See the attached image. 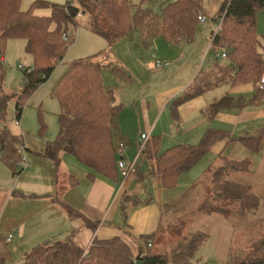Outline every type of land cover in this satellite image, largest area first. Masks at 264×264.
Listing matches in <instances>:
<instances>
[{
	"label": "trees",
	"instance_id": "obj_1",
	"mask_svg": "<svg viewBox=\"0 0 264 264\" xmlns=\"http://www.w3.org/2000/svg\"><path fill=\"white\" fill-rule=\"evenodd\" d=\"M147 1L151 0H141ZM21 3L22 0H0V79H4L7 72L3 53L11 39L26 40V51L33 57V69L23 70L24 84L19 93L0 94V121H6V106L10 98L15 99V112L20 120L27 99L62 62L72 43L74 30L81 23L80 17L85 18L87 28L103 37L107 47L102 52L71 62L54 85L52 95L60 107L57 114L59 129L54 139L46 142V149L40 155L53 163L56 178L60 171L61 153H67L91 170L89 177L97 174L117 181L121 174L117 169L119 156L114 147L113 130L120 105L115 102L113 89L106 86L102 79V67L109 65L99 62L97 57L133 32L144 46L150 44L154 37L169 43L192 41L200 22L199 15L207 16L203 0L167 2L161 6L160 13L141 5L135 6L130 0H69L66 4L35 0L27 10L22 9ZM40 8H49L50 14H36L35 10ZM259 10H264V0L221 2L216 15L222 20L218 32L214 36L213 32L211 34L209 50L215 54L224 51L225 61L220 62L214 54L215 59L209 67L199 72L187 92L174 97L171 105L176 106L195 95L221 88L225 89L222 94L213 96L206 107L209 117L222 110L242 109L259 102L263 91L256 87L250 96L229 92L236 85L250 83L256 86L264 74V37L256 29ZM67 33L70 35L64 39L63 35ZM112 70L120 72L118 67H112ZM233 140L228 133L209 128L199 143L175 144L162 152L158 150L159 140L156 137L147 139L141 154L145 153L151 162L149 173L160 175L162 186L171 189L177 186L179 176L210 152L215 143ZM237 140L254 152L264 150V127L256 134L244 135ZM24 145L23 134L0 125V163L9 165L14 175L25 170L21 152ZM217 158L219 165L211 169L210 196L199 210L207 213L229 212L230 215L237 212L244 218L252 210L264 212V191L257 195L249 183H240L236 177L228 178L232 172H248L251 165L249 159L236 160L221 155ZM77 183L78 179L70 175V186ZM135 198L122 194L120 207L124 209L125 203ZM52 200L65 210L69 219L83 220L91 230L97 227L98 221L85 217L65 203L58 193L53 195ZM213 200L223 204L206 206ZM155 237L154 234L133 237L138 245V252L134 255L120 237L93 239L88 246H84L74 241L73 234H68L65 238L36 245L25 253L21 264H169L167 254L151 250L150 241ZM195 241L193 238L188 243L186 252L189 256L198 248ZM5 262L0 259V264ZM228 264H264V234L251 241L246 252L232 255Z\"/></svg>",
	"mask_w": 264,
	"mask_h": 264
},
{
	"label": "rangeland",
	"instance_id": "obj_2",
	"mask_svg": "<svg viewBox=\"0 0 264 264\" xmlns=\"http://www.w3.org/2000/svg\"><path fill=\"white\" fill-rule=\"evenodd\" d=\"M33 1L35 0H22V9L27 10ZM46 1L66 4L69 0ZM130 1L135 6L141 5L142 7H147L154 13H160L163 4L174 0H151L147 2H141V0ZM222 1L223 0H203V8L205 12H207L206 20L197 24L192 41L174 44L163 41L159 37H154L151 39L150 44L144 46L138 40L136 33L133 32L125 40L119 42L114 49H112L111 53L106 50L104 54L97 57L99 62L109 65L102 67V79L104 84L111 87L115 92L117 102L120 105L122 104L121 102H123V106L121 105L122 107H120L115 118L116 120L118 118V121L120 120L121 124L125 125L127 129L135 130L136 128V121L127 109L130 104L126 103V100L133 95L135 96V94H125V92H127L125 91L127 86L122 77H129L130 75L133 81V87H135L138 85L140 72H142L141 69H144L147 65L146 71L148 72L155 58L165 61L164 58L167 57L172 61L173 59L171 58L184 51V49L191 58L200 56L198 70L199 72L204 71L215 59V53L209 50L210 37L212 32L216 29L214 19H217L216 14ZM35 13L39 15H49L50 9H36ZM80 19L81 23L74 30L72 43L67 48L62 62L55 67L53 73L46 82L37 88L27 99L20 120L17 119L15 112V99L10 98L7 103L6 121L1 120L0 125H6L13 132L24 135L26 146L24 153L25 170L22 174L14 175L9 166L4 163L0 164V185L2 191H6L7 188L12 187H16V190L24 188L27 192H34V190L42 191L49 181L52 183L54 180V169L51 161L43 155H40V153L43 154L46 149V142L53 140L59 129L57 114L60 111V107L57 99L52 95V89L71 62L102 52L107 47L103 37L87 28L85 25V18L80 17ZM256 27L257 33L264 37V10H259L257 12ZM26 43V40L21 38L11 39L6 43L3 55L5 57L7 72L4 79H0V94L6 93L11 95L19 93L22 90L24 74L20 66L24 68L33 66V57L27 53ZM218 60L220 62L225 61L224 58H219ZM138 63L143 64V67H140V70L135 69L133 73L129 74L125 66H137ZM179 64L180 63L173 65L169 69L167 68L168 70L164 69V72H152L149 74L150 78L158 81L164 88H172L176 86L185 75H177V72H175ZM181 64L184 65V61ZM112 67H118L120 72H113ZM134 92L133 90V93ZM245 95L249 96L247 94ZM126 105L128 106L124 109ZM17 121L20 123L17 124ZM172 121V118L165 113L162 118L165 131H170L171 133L174 130L173 127L171 128ZM165 142H167V139H165ZM165 142L163 148L167 146ZM234 143L229 145L224 155L230 159L236 160L248 158L251 165L248 172L240 174L232 172L229 174L228 178L233 179V177H236L240 183H249L252 186V191L260 195L264 191V150L261 149L258 152H254L239 142ZM66 157L72 159L71 161H73L75 165H78V167H82L79 166L81 164H76L78 161L72 155L67 154ZM202 161L203 159L201 162ZM201 162H199V164ZM66 168L68 172L72 171L70 165ZM74 170L78 172L79 169ZM74 174L79 178L77 173ZM211 177L212 172L208 166L197 181L189 182V185L192 184V182L196 183L189 188L187 193L184 194L180 188L176 194L180 197L164 204L161 225L159 231L156 233L155 243L151 247V250L153 252L167 254L169 256V264H228L232 255L246 252L249 249L251 241L256 240L264 234V212L262 210H252L253 212L249 213L246 218L240 216L237 212L230 215L229 212L207 213L204 210H199L200 205L205 204L207 196H210ZM80 187L82 188L83 184ZM62 192H64V190H62L61 193ZM210 204L215 207L216 205L223 204V202L213 200L209 204H206V206ZM227 206L228 205H226V207ZM53 209V219L54 217H62V219H65L64 213L59 212V210L56 212V208ZM66 220L69 224V228L75 226L69 223L68 219ZM17 225L12 212L5 216L0 225V234L3 235L4 238L11 236L14 241L10 244L0 245V258H5L8 264H18L19 261L22 263L26 252L30 251L38 244L45 243L44 241H37L33 243L35 245L32 247L29 245L24 249L23 247L16 249L19 245V241H17L13 229L16 228ZM88 233L89 232L79 233L77 235V238H80L79 242L85 243ZM67 235L68 233L66 234L63 232L56 238L51 237V240L53 238L62 239ZM193 238L196 239L194 243L198 248L189 256L186 249L190 245L188 243ZM4 242L6 241L4 240ZM26 242H28V240ZM179 251L181 254H177ZM185 253H187V255ZM21 254L22 257H20Z\"/></svg>",
	"mask_w": 264,
	"mask_h": 264
},
{
	"label": "crops",
	"instance_id": "obj_3",
	"mask_svg": "<svg viewBox=\"0 0 264 264\" xmlns=\"http://www.w3.org/2000/svg\"><path fill=\"white\" fill-rule=\"evenodd\" d=\"M129 36L130 35L124 36L116 41L108 50L109 53L112 52V49H114L119 42H122ZM174 44H182V42ZM3 59L5 60L4 56ZM164 59L168 64L163 67H155V60H157V58H155L148 72L146 71L147 65L144 69H141L142 72L139 71L140 81L138 80V85L135 87H133L134 85L130 75L129 77L127 76L128 78L122 77L127 86L125 89L127 92H125V94H135V96L133 95L126 100V103L130 105L128 108V105H126L124 109L127 108L130 114H132V117L136 121V128L135 130L127 129L117 118L116 127L113 130V142L115 151L120 141L126 144L125 154L127 159H136L137 172L135 174L125 178L119 175L117 181H111L97 174L91 178L88 176V173L91 171L89 168L77 162L76 164H81L79 166H82L78 167V165H75L73 161H71L72 159L66 157L67 153H61V166L58 177L56 178L54 175V180L52 183L49 181V185L47 184L44 190L27 192L24 188L16 190V187H12L7 188L6 191H2L0 185V225L5 216L12 212L18 224L16 228L13 229L17 241H19V245L16 249L20 247L24 249L29 245L32 247L35 245L33 243L37 241L46 242L51 240V237L56 238L58 235L65 232L66 234H73L74 241L84 246H88L93 239L103 240L112 237H120L129 245L135 255L138 252V245L133 237L151 234L156 235L161 225L164 204L179 198L180 196L176 194L180 188L184 194L187 193L189 188L196 183L192 182V184L189 185V182L197 181L208 166L212 169L219 165L220 160L217 158L218 155L227 157L224 155V152L230 144L239 142L237 139L244 135L256 134L264 127V102L261 100L242 109L231 108L222 110L213 117H209L206 107L213 96L222 94V91L225 90L222 88L195 95L176 106L171 105V100L176 96L184 95L195 80L199 73L198 65L200 56L191 58L184 49L181 53L173 56L171 58L173 59L172 61L167 57ZM183 61L184 65L181 64ZM178 63L180 64L175 72H177V75H185L176 86L164 88L158 81L150 78V73L164 72V69L168 70ZM137 66L128 65V67H125L130 74L133 73L135 69L140 70L143 64L138 63ZM207 67H209V65ZM255 87H257V84L253 86L250 83H246L232 87L229 92L234 95L247 94L250 96ZM133 90L135 91L134 93ZM115 102L119 104L116 95ZM121 103L123 106V102ZM121 105L120 107H122ZM165 113L173 120L171 128L173 127L174 130L171 133L170 131H165L164 123L162 122ZM209 128L224 131L235 140L228 143L225 141L215 143L210 150L211 153H206L191 169L183 172L179 176L175 188H164L162 186L161 176L149 173L151 162L145 153L140 154L138 157L136 156L141 142V134H147L148 139L156 137L159 140L158 150L162 152L175 144L183 143L195 145L199 143L205 131ZM165 139H167V142H165ZM164 142L165 145H167L165 148H163ZM202 159L203 161L201 162ZM199 162L201 163L199 164ZM4 164L7 165L6 163ZM65 165L66 167L70 165V169H72L73 172H68ZM74 169L79 170L75 172ZM74 173H77L79 178H77ZM70 175L78 179V183L74 186H70L69 184ZM82 184L83 189L80 187ZM62 190H64V192L61 193ZM56 193L59 194V197L65 203L78 210L85 217L90 220L98 221L95 230H91L87 227L83 220L69 219L65 210L59 204L53 202L52 197ZM122 194L136 197L126 202L124 209L120 207ZM53 208L57 209L56 212L59 210V212L64 213L65 219H62V217H54L53 219ZM66 219L75 226L72 225L73 227L69 228ZM83 232H89L88 235H86L87 241L85 243L79 242L80 238H77V235ZM8 237L10 236L4 238V236L0 234V245L14 242L13 237H11L12 239L10 241L7 240ZM3 239L6 242H4ZM27 240L28 242H26ZM150 242V247H152L155 241L151 239ZM20 257H22V254ZM0 259L6 261L5 258ZM19 263L21 262L19 261L18 264ZM5 264H8V261H6Z\"/></svg>",
	"mask_w": 264,
	"mask_h": 264
},
{
	"label": "built area",
	"instance_id": "obj_4",
	"mask_svg": "<svg viewBox=\"0 0 264 264\" xmlns=\"http://www.w3.org/2000/svg\"><path fill=\"white\" fill-rule=\"evenodd\" d=\"M198 18H199L200 22H203L206 20V17L203 15H199ZM221 20H222V17H219L215 20L216 29H215V31H213L212 36H214L218 32V30L220 28ZM69 35H70V33H67V34L63 35V38L68 39ZM215 56L219 57V58H225L226 53L224 51L223 52L221 51L219 53H216ZM167 64H168V62H166V61H161L158 59L155 60V67H157V68L163 67ZM20 69L23 71V70H27L28 68H24L23 66H20ZM32 69H33V66L29 67V70H32ZM256 88L263 91L261 94L260 100L262 102H264V74L261 77V79L258 81ZM17 123L19 124L20 122L18 121ZM147 139H148L147 134H141V137H140L141 142H140V145L138 147L137 154H136L137 157L141 154L142 150L144 149V145H145V142L147 141ZM25 149H26L25 145L21 147V152L23 153V164L25 161V159H24ZM125 150H126V144L123 141H120L118 143L117 148H116L117 154L119 156V159L117 160V169L119 170L121 176L124 178L129 176V175H133L137 172L136 159L128 160L126 157V154H125ZM24 167H25V164H24ZM7 240L10 241L11 236L8 237Z\"/></svg>",
	"mask_w": 264,
	"mask_h": 264
}]
</instances>
